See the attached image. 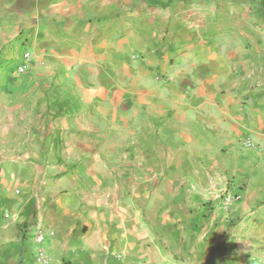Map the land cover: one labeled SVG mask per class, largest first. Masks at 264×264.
Here are the masks:
<instances>
[{"label":"crops","instance_id":"crops-1","mask_svg":"<svg viewBox=\"0 0 264 264\" xmlns=\"http://www.w3.org/2000/svg\"><path fill=\"white\" fill-rule=\"evenodd\" d=\"M156 124L210 150L173 162L182 210H148ZM245 138L264 143V0H0V264H264Z\"/></svg>","mask_w":264,"mask_h":264},{"label":"rangeland","instance_id":"rangeland-1","mask_svg":"<svg viewBox=\"0 0 264 264\" xmlns=\"http://www.w3.org/2000/svg\"><path fill=\"white\" fill-rule=\"evenodd\" d=\"M21 53H23L22 57L24 58L25 52ZM56 109L57 108L53 107L54 111H56ZM44 114L50 115L48 109L46 110L45 108L42 117ZM158 127L159 124H156V138L152 137L150 140L151 147L149 151L152 157L157 158L151 173H155L157 180L151 181V204L148 210L152 213H163L174 208L182 210L181 207H184L187 202L186 198L189 196L191 197L194 195L193 193H197V191L192 188L194 180L188 175L179 177L177 180H171L172 174H175V171L173 170V162L177 163L178 161H183L182 159H185V153L189 150L193 152V154H188L187 156V159L190 161L198 162L199 160H202L204 162H209L210 150L204 146L197 147L196 142L192 139L176 138L173 136V133H170L169 131L165 134L163 131H159ZM178 143H182L185 147ZM198 150L199 152L201 151V153L204 152L205 155H198L196 153ZM116 157L115 154L110 155V159L112 158L114 160ZM159 166L161 169H159ZM141 172L147 174L144 170ZM132 174L133 172L128 170L115 169V176L111 181L109 189L111 192L116 193L120 199L125 198V189H127V183L125 180H127L128 177H131ZM212 193H214V190L207 191L205 188L202 190V195L206 199H209V201L212 200Z\"/></svg>","mask_w":264,"mask_h":264},{"label":"built area","instance_id":"built-area-1","mask_svg":"<svg viewBox=\"0 0 264 264\" xmlns=\"http://www.w3.org/2000/svg\"><path fill=\"white\" fill-rule=\"evenodd\" d=\"M132 56L134 60H138L140 57V55L136 53L133 54ZM31 60H32V54L30 53V51H25L23 62L16 67L17 72L19 74H23L24 72H26L30 66ZM242 144L244 146H247L253 149L264 151V143L256 142L252 140L251 138H245L244 140H242ZM240 198H241V195L237 192H230L228 189L221 190L218 193V201H219L218 204L220 207L226 210H229L234 206V204H236L240 200ZM42 237L43 235H40L39 240ZM41 255H42V252L40 253V256L38 257V259L41 257Z\"/></svg>","mask_w":264,"mask_h":264}]
</instances>
